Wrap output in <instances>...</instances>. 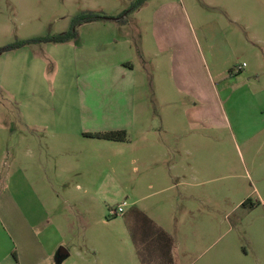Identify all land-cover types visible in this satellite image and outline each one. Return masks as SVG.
Returning a JSON list of instances; mask_svg holds the SVG:
<instances>
[{
	"label": "rangeland",
	"instance_id": "rangeland-1",
	"mask_svg": "<svg viewBox=\"0 0 264 264\" xmlns=\"http://www.w3.org/2000/svg\"><path fill=\"white\" fill-rule=\"evenodd\" d=\"M137 1L0 0V49L83 14L123 18L0 54V208L24 217L0 264H144L138 249L162 264L158 231L113 215L137 199L174 235L176 264H264V0ZM131 104L128 142L84 139L88 120L128 122ZM161 148L183 184L133 163Z\"/></svg>",
	"mask_w": 264,
	"mask_h": 264
},
{
	"label": "crops",
	"instance_id": "crops-1",
	"mask_svg": "<svg viewBox=\"0 0 264 264\" xmlns=\"http://www.w3.org/2000/svg\"><path fill=\"white\" fill-rule=\"evenodd\" d=\"M1 57V55H0ZM129 71L133 70V69H127ZM7 70L6 71H2V78L5 77L7 74ZM4 102H6L5 99H1L0 98V103L2 107V105H4ZM135 105L131 104V117L128 120V122L122 123V122H115V126H111V122L107 121L105 118L99 119H90L88 127H86L84 129V139L86 140H91V141H106V140H100V139H95L90 137V134H98V133H103V132H109V131H131L132 134H135L134 131V122L136 121L135 119ZM103 109V108H102ZM46 130H49L48 128H46ZM47 135V134H46ZM50 136V135H49ZM51 136L53 137L54 135L51 134ZM39 136L37 135V138ZM29 138L26 137H21L20 141L21 142H25L28 141ZM39 154L44 155V151H45V145L42 143V138L39 137ZM109 142V141H108ZM132 142V141H131ZM115 143V142H114ZM119 143V142H117ZM26 148L31 149L30 144H26L25 145ZM5 148L6 146L4 145L3 141L0 139V157H2L4 155L5 152ZM29 153H27L30 156H34L33 151H28ZM173 157V156H172ZM133 158H135V160L133 161L134 164H146L147 160L152 161L153 165H157L159 167V170L154 172V175L149 178L150 181L153 182H159V183H164L165 181L170 183V182H175L176 180L178 181L177 185H181L184 183V173L177 174L176 172H178V169L180 168V165H178V161H170L171 156H170V152L169 150L165 149V148H161V149H150L149 151L145 152V153H136V155L133 156ZM146 159V160H145ZM71 167L74 168V165L71 163L70 164ZM180 173V172H178ZM24 184H26V182H23ZM175 186V185H174ZM173 188V187H170ZM169 190L168 188L163 190L166 191ZM17 198L20 199L21 197L19 195H17ZM170 199V198H169ZM172 199V198H171ZM141 199H137V203H135L131 210L130 213L126 214V211L123 215H125L124 217H127V222H128V227L129 230H135L136 228L140 227V231L143 232L146 229H151L154 232V229H156V231H158L159 237L156 238L157 240V255L155 256L156 258L161 257V261L162 264H165V262H168L165 256V252L163 249V246L168 245L170 243L169 239H172L173 241V247H172V258H173V263L176 264L175 261V238L174 235L171 233L170 229L168 227H164L159 225L150 215L149 211L140 207L138 202ZM126 202V201H124ZM123 202V203H124ZM127 203V202H126ZM174 204V203H173ZM121 205V204H120ZM127 207H128V203H127ZM126 207V208H127ZM1 214L0 217H2L4 219V221H6L5 224L2 225V228H0V243H4L7 244L6 249L4 250L2 247L0 248V258L3 259H8L10 256V252H12V248H9L10 245H8V241L10 239L9 237V231L14 234L15 237H18L21 235L22 232V227L20 226L21 224H23L24 222V217L22 215H20L19 213H13L10 214V212L8 210H5L3 208H0ZM114 216H118V215H114ZM13 222L14 225H9L7 222ZM136 227V228H135ZM143 229V231H142ZM146 233V232H144ZM151 236H153V233H151ZM168 240V241H166ZM12 250V251H11ZM154 258V255H152L151 259L148 258L150 261H152ZM14 264V263H12ZM17 264H20V259L18 256V262ZM28 264H34V263H28ZM260 264L261 261H260Z\"/></svg>",
	"mask_w": 264,
	"mask_h": 264
},
{
	"label": "trees",
	"instance_id": "trees-1",
	"mask_svg": "<svg viewBox=\"0 0 264 264\" xmlns=\"http://www.w3.org/2000/svg\"><path fill=\"white\" fill-rule=\"evenodd\" d=\"M147 1L148 0H138L133 6V10H136V9L142 7L143 5H145V3ZM121 19L123 20V18H108V17L99 16L96 14H83L75 20V22L72 26V29L69 32L63 33V34L58 35L56 37L40 38L38 40L19 42V43L7 46L3 49H0V54H2L3 52H9V51H13L16 49L23 48V47L30 45L32 43H38V42L64 43V42H67V41L73 39L77 35L76 24L78 22L86 23V22H94V21H98V20L121 21ZM89 136L92 138H95V139L113 141V142H119V143H126L129 141V136L127 134V131H125V130L109 131V132H103V133H98V134H90ZM132 231L134 233V230H132ZM135 234L136 233H134V235ZM168 239H169L170 243L168 245L163 246L165 256H166V259L168 261V262H165V264H174L173 258H172L173 241L170 238H168ZM166 241H168V240H166ZM138 252H139V255H140L142 262H144V264H150L149 260H147V257L145 258L146 260L144 259L141 249H138ZM145 261H147V263H145Z\"/></svg>",
	"mask_w": 264,
	"mask_h": 264
},
{
	"label": "built area",
	"instance_id": "built-area-1",
	"mask_svg": "<svg viewBox=\"0 0 264 264\" xmlns=\"http://www.w3.org/2000/svg\"><path fill=\"white\" fill-rule=\"evenodd\" d=\"M246 67V64L239 68V71L243 70ZM127 207V203L124 202L116 210H113V215H123L125 213V208Z\"/></svg>",
	"mask_w": 264,
	"mask_h": 264
},
{
	"label": "water",
	"instance_id": "water-1",
	"mask_svg": "<svg viewBox=\"0 0 264 264\" xmlns=\"http://www.w3.org/2000/svg\"><path fill=\"white\" fill-rule=\"evenodd\" d=\"M65 256H66V253L62 250V251L59 252V254H58V256H57V259H58V260H61V259H63V257H65Z\"/></svg>",
	"mask_w": 264,
	"mask_h": 264
}]
</instances>
